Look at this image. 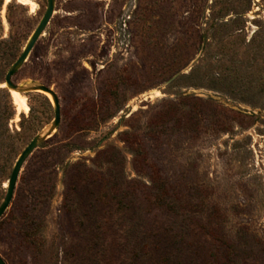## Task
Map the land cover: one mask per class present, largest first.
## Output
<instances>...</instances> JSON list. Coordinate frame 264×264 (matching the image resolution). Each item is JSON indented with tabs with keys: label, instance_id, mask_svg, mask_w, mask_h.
Masks as SVG:
<instances>
[{
	"label": "rangeland",
	"instance_id": "rangeland-1",
	"mask_svg": "<svg viewBox=\"0 0 264 264\" xmlns=\"http://www.w3.org/2000/svg\"><path fill=\"white\" fill-rule=\"evenodd\" d=\"M46 0H0V203L53 120L5 87ZM17 84L58 96L0 217L6 264H264V0H55Z\"/></svg>",
	"mask_w": 264,
	"mask_h": 264
},
{
	"label": "water",
	"instance_id": "water-1",
	"mask_svg": "<svg viewBox=\"0 0 264 264\" xmlns=\"http://www.w3.org/2000/svg\"><path fill=\"white\" fill-rule=\"evenodd\" d=\"M54 5H55V0H46V7L40 20L38 21L37 25L30 34L21 53L19 54L17 59L8 67L5 73V78H4L5 87L11 92L14 91L21 94L29 93V92H42L49 94L51 96V101L53 104L54 117L50 125L47 127V129L34 135L17 156L7 181L4 197L0 203V217L3 215V213L5 212L6 208L8 207L11 201L14 187L18 178V174L24 161L35 148H37L50 134H52L55 129H57L60 123L59 99L57 94L51 88L43 84H36V83L17 84L12 81L13 74L26 61L34 45L36 44L39 37L45 30L53 14ZM0 264H6L4 260L1 258V256H0Z\"/></svg>",
	"mask_w": 264,
	"mask_h": 264
},
{
	"label": "bare ground",
	"instance_id": "bare-ground-1",
	"mask_svg": "<svg viewBox=\"0 0 264 264\" xmlns=\"http://www.w3.org/2000/svg\"><path fill=\"white\" fill-rule=\"evenodd\" d=\"M22 1H25V0H22ZM47 95L51 99V96L49 94H47ZM12 97H13L14 103L17 105L18 110H20V109L26 110L27 109L24 98L20 93L12 91Z\"/></svg>",
	"mask_w": 264,
	"mask_h": 264
}]
</instances>
